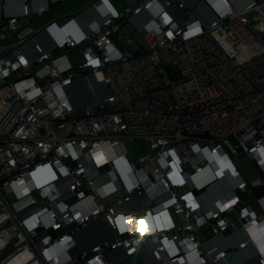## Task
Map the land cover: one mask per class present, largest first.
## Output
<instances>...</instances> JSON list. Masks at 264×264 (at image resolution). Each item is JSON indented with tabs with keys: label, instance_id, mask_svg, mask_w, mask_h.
I'll return each instance as SVG.
<instances>
[{
	"label": "built area",
	"instance_id": "built-area-1",
	"mask_svg": "<svg viewBox=\"0 0 264 264\" xmlns=\"http://www.w3.org/2000/svg\"><path fill=\"white\" fill-rule=\"evenodd\" d=\"M67 1L0 0V264H116L111 253L132 257L147 244L155 264L191 252L198 264L224 258L204 252L196 232L214 238L261 222L244 198L257 190L264 199V26L253 21L264 20V0L243 10L229 0H127L121 10L94 0L62 17H75L79 37L54 39L59 19L38 24ZM201 5L207 25L195 16ZM142 14L144 45L133 51L120 32ZM88 77L108 94L75 106L66 89ZM139 139L150 152L131 162L124 141ZM241 156L260 173L251 185L235 165ZM47 170L54 178L39 183ZM110 174L121 194L112 203L98 184ZM103 220L105 239L83 249L78 235Z\"/></svg>",
	"mask_w": 264,
	"mask_h": 264
},
{
	"label": "crops",
	"instance_id": "crops-1",
	"mask_svg": "<svg viewBox=\"0 0 264 264\" xmlns=\"http://www.w3.org/2000/svg\"><path fill=\"white\" fill-rule=\"evenodd\" d=\"M92 1L94 0H77L73 2H85L83 4L84 5L83 8H84L85 6L90 4V2ZM183 1L186 2L188 5H193L196 2V0H183ZM229 1L238 10H243V8L246 5L253 2V0H229ZM110 2H112L113 5L118 10H121L122 8L127 6V0H110ZM115 2H120V3L119 5H117ZM122 2H125V3H122ZM59 5H63V3ZM56 7L57 6L52 8V10H54ZM99 7L106 15L109 14L105 6L100 5ZM78 11L80 10H75V7H74L73 10L69 14H74ZM69 14H63L59 17H56V19L62 20L63 16H66ZM93 16L98 17L95 11L86 14L84 18L88 23L92 24ZM195 16L199 18L200 20H202V22L206 25L209 24L213 19V16L210 13V11L205 6H202V5L195 12ZM175 18L177 19L176 16ZM148 19H149L148 15L142 14L141 16H134L130 22L126 23L127 25L130 26V32H129L130 35L136 38V41H134V44H137V48H138L137 51H139L144 45V42L142 40V35L141 33L137 31V29H141L145 25ZM258 19H262V18L260 16H254L253 21L258 20ZM256 26H260V25H256ZM51 30L52 29H50V31ZM53 33L55 34L56 39H59L62 36L61 34H64V31L55 30L53 31ZM66 33H71L75 37H79L78 31L76 30V26H72L68 28ZM44 40L45 38L42 40V38L40 37L41 42H43ZM121 48L124 49L123 46H121ZM24 51L27 52L28 54L32 53L33 55H35L31 44L27 45L24 48ZM88 78L81 79L72 85L74 88H72L70 92H72L73 94H72V97H69V98L73 105L78 106L83 103H94V102L104 99L107 96L108 94L107 89L104 85L102 84L98 85L92 77H88ZM86 82H88V85L86 84ZM110 152L111 151L109 148L104 147L102 152L99 151L95 154V160L100 162L101 159L104 157L102 156V153L109 155ZM258 174L259 176L255 180L251 181L250 183L241 173L243 179L249 185H251L252 182L254 183L255 181H257V179H259L260 177L259 171H258ZM53 178H54V174L51 172V170H47L45 176H42L41 174H38L36 176V179L39 183H43L45 179L52 180ZM115 180L116 179L113 177V175L110 174L104 178H101L98 181V184L101 185L103 196L106 198V201L108 203L113 202L115 195L121 196V194L118 191H116L117 184L115 183ZM160 190L161 189L158 186L156 191H160ZM257 195H259V191L257 192V190L256 191L254 190V196L248 195L244 198V200H245L246 205L250 206L252 210L256 213L257 217H260L261 222L258 226H252L248 229L240 228L235 231H231L230 234L228 235L222 234L214 238H210L206 234V230L204 228H200L196 232L198 239L202 243H205L203 244V247H202L204 252L216 250L217 252L227 253L224 258H221L215 262H212V264H261L260 258L261 257L264 258V199L260 203L257 202V198H258ZM247 197L252 198L251 203L248 201ZM206 200L211 205L209 196H206ZM140 206L141 204L137 202L132 207L137 208ZM210 212H211V208L208 207L206 210V213L210 214ZM236 217H237V214L235 212H232L229 214V218L231 219H235ZM175 220L177 223H180V219L178 217H175ZM106 230H107V224L104 220L101 222H94L90 224L89 229L86 230L83 235H78V242L80 243V246L83 249H90L91 246L101 243L105 239L104 232H106ZM83 237H85V241ZM243 243H246L245 248H240V245ZM153 249H154L153 245L147 244L143 246V248L141 249V252L138 255L130 257L126 255V252L124 250H118V251L111 253L113 256V259H111L110 257L111 254L109 255V257L114 262L121 261L124 264H154V262L152 261V256H151ZM186 259L190 264L199 263V258L196 253L189 254ZM184 261L185 260L182 259L181 263L179 264H186Z\"/></svg>",
	"mask_w": 264,
	"mask_h": 264
},
{
	"label": "rangeland",
	"instance_id": "rangeland-1",
	"mask_svg": "<svg viewBox=\"0 0 264 264\" xmlns=\"http://www.w3.org/2000/svg\"><path fill=\"white\" fill-rule=\"evenodd\" d=\"M69 1V0H68ZM73 1H77V0H70L69 2H65L63 3V5H59L57 6L54 10H51L50 12H48L43 19L40 21V23L38 25L40 26H45L47 23L52 22L53 20L56 19V17H59L63 14H69L73 8L75 7V10H81L83 8V4L85 2H73ZM117 5H119L120 2H115ZM125 3V2H122ZM55 18V19H54ZM73 24V25H72ZM70 25H68L66 27V29L64 28V32L72 27V26H76V29L78 30V26L74 23H72ZM255 25H261L264 26V20L263 19H258L254 21ZM56 28L58 29V31H60V28H58L56 26ZM53 31H55L54 28H52ZM49 30V34L56 39L55 34L53 33V31ZM62 31V30H61ZM130 26L127 24H122V30L120 32V35L123 37L124 40L131 38L133 41H136V38L132 35H130ZM62 36H64V34H61ZM60 35V36H61ZM61 36V37H62ZM45 36H42V40L44 39ZM129 47H131L133 50H138L137 48V44H133L130 45ZM137 48V49H136ZM89 79V78H88ZM97 83V82H96ZM86 84L88 85V82H86ZM98 84V83H97ZM99 85V84H98ZM72 88H74L73 86L71 88H67L66 92L68 94L69 97H72V92H70V90H72ZM126 149H127V153H128V159L131 162L136 161L137 159H139L142 156L147 155L150 152V143L145 140V139H139L136 141H131V140H125L124 141ZM235 165L237 166L238 170L242 173V175L251 183V181L255 180L259 174L258 171L254 165V163L245 156H241L235 159ZM258 174V175H257ZM253 183V182H252ZM248 198V197H247ZM246 198V199H247ZM248 201L251 203L252 202V198H248ZM85 239V237H83ZM111 259H113V256L111 254ZM113 261V260H112ZM114 262V261H113ZM116 264H124L121 261L117 262L115 261Z\"/></svg>",
	"mask_w": 264,
	"mask_h": 264
},
{
	"label": "water",
	"instance_id": "water-1",
	"mask_svg": "<svg viewBox=\"0 0 264 264\" xmlns=\"http://www.w3.org/2000/svg\"><path fill=\"white\" fill-rule=\"evenodd\" d=\"M51 3V2H50ZM60 4V3H59ZM59 4H52L51 5V9L54 8L55 6H58ZM169 14L175 19V22L180 24L183 21V13L175 8H172L169 10ZM175 16L177 17V19L175 18ZM75 20V17H71V18H67V19H62V20H58L56 22V26L60 29L66 27L68 24H70L72 21ZM101 172H109L110 171V167L109 166H105L103 168L100 169ZM205 190L202 191V193H204ZM230 234V232L224 233V235H228Z\"/></svg>",
	"mask_w": 264,
	"mask_h": 264
},
{
	"label": "clouds",
	"instance_id": "clouds-1",
	"mask_svg": "<svg viewBox=\"0 0 264 264\" xmlns=\"http://www.w3.org/2000/svg\"><path fill=\"white\" fill-rule=\"evenodd\" d=\"M223 234H224V233H223ZM191 253H195V252H191ZM191 253H189V254H191ZM189 254H188V255H189ZM196 254H197V253H196ZM188 255H187V256H188ZM151 256H152V255H151ZM187 256H186V258H187ZM186 258H184V259H186ZM198 258H199V257H198ZM152 259H153V258H152ZM186 260H187V259H186ZM152 261H153V262H154V264H155V261H154V259H153Z\"/></svg>",
	"mask_w": 264,
	"mask_h": 264
},
{
	"label": "bare ground",
	"instance_id": "bare-ground-1",
	"mask_svg": "<svg viewBox=\"0 0 264 264\" xmlns=\"http://www.w3.org/2000/svg\"><path fill=\"white\" fill-rule=\"evenodd\" d=\"M228 232H231V231H228ZM227 233V232H226ZM77 241H78V237H77ZM241 248V247H240Z\"/></svg>",
	"mask_w": 264,
	"mask_h": 264
},
{
	"label": "trees",
	"instance_id": "trees-1",
	"mask_svg": "<svg viewBox=\"0 0 264 264\" xmlns=\"http://www.w3.org/2000/svg\"><path fill=\"white\" fill-rule=\"evenodd\" d=\"M257 196H259L260 197V195H257ZM153 260V259H152Z\"/></svg>",
	"mask_w": 264,
	"mask_h": 264
},
{
	"label": "snow or ice",
	"instance_id": "snow-or-ice-1",
	"mask_svg": "<svg viewBox=\"0 0 264 264\" xmlns=\"http://www.w3.org/2000/svg\"><path fill=\"white\" fill-rule=\"evenodd\" d=\"M169 35H171V34H169Z\"/></svg>",
	"mask_w": 264,
	"mask_h": 264
}]
</instances>
